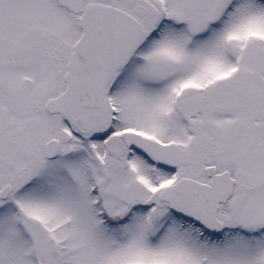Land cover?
Segmentation results:
<instances>
[{
    "label": "snow or ice",
    "instance_id": "6c2138e0",
    "mask_svg": "<svg viewBox=\"0 0 264 264\" xmlns=\"http://www.w3.org/2000/svg\"><path fill=\"white\" fill-rule=\"evenodd\" d=\"M0 264H264V0H0Z\"/></svg>",
    "mask_w": 264,
    "mask_h": 264
}]
</instances>
